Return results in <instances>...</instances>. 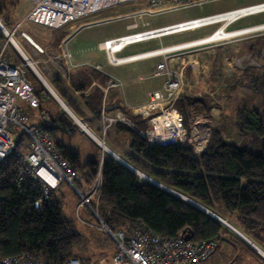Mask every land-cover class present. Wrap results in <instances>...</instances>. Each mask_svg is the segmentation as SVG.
I'll list each match as a JSON object with an SVG mask.
<instances>
[{"label": "trees", "instance_id": "trees-1", "mask_svg": "<svg viewBox=\"0 0 264 264\" xmlns=\"http://www.w3.org/2000/svg\"><path fill=\"white\" fill-rule=\"evenodd\" d=\"M5 3L6 0H0V21L10 30L15 22L2 15ZM256 31L261 30L255 24L244 28V34ZM4 39L0 31V41ZM68 79L74 90L82 92L94 80L104 84L107 77L85 67L71 72ZM58 83L53 80L51 84L79 117L76 106L67 100ZM81 99L96 117L100 118L102 107L108 108L106 99L102 106V91L97 87L82 94ZM173 107L181 114L186 129L191 120L206 119L204 111L208 106L203 96H179ZM40 117L46 121L45 113H40ZM143 118L131 117L136 127L145 129L148 118ZM235 118L238 131L247 136L245 143L237 145L225 140L222 130L209 120L208 138L199 153L185 145H149L137 130L122 123H116L113 129L129 138L133 153L127 157V162L211 212L227 216L242 233L264 246V111L240 108ZM42 120L35 124L36 127L53 138L55 128ZM56 120L58 125L67 126L65 118L56 117ZM255 132L262 135L259 153H253L248 147V143L258 140ZM27 140L21 132L14 151L0 161V259L28 253L46 263L60 264L69 257H77L80 264H92L90 258L81 253L90 239L78 227V222L85 225L90 222L85 217L66 215L68 203L66 195L60 192L62 182L43 195L37 180L26 177L19 181L18 172L22 166L19 154L26 150ZM55 145L69 166L79 171L73 186L67 183L76 198L74 208L80 201L77 191H89L99 171L96 212L110 232L121 231L127 238L138 227H144L162 238L182 232L191 242L216 240L225 232L224 225L216 218L140 179L108 154L102 157L101 163L97 159L80 166L76 153ZM36 199L42 200L39 208L33 207ZM91 200L95 207V196ZM84 211L92 214L87 208ZM97 224L100 228L98 221ZM115 249L116 244L113 253ZM111 256L101 264H109Z\"/></svg>", "mask_w": 264, "mask_h": 264}, {"label": "built area", "instance_id": "built-area-1", "mask_svg": "<svg viewBox=\"0 0 264 264\" xmlns=\"http://www.w3.org/2000/svg\"><path fill=\"white\" fill-rule=\"evenodd\" d=\"M30 1L32 7L25 14L24 19L51 29L61 28L70 22L92 16L104 9L116 8L119 5H142V7L131 10L127 14L115 17L111 16L114 19L124 17L130 19L131 22L126 25V30L130 31L104 38L100 43V49L104 51L106 61L111 66H119L136 60L156 58L154 68L149 76L164 78L163 85L160 89L152 90L148 94L146 101L136 107L140 115L148 118L149 124L147 129L137 132L149 145L156 144L162 146H184L189 138V132L183 126L181 114L173 107L177 90L182 84V78L179 72L177 73L169 68L168 60L172 56L190 53L200 48L211 47L233 38L244 36V34H239L240 28L229 29V26L242 17L264 12V7L255 11L246 10L251 6L258 7L264 5V2H262L251 6L172 21L166 24H155L154 16L157 17L171 11H180L200 6L211 0ZM236 12L241 14L229 19L228 22L224 21V17L227 14L231 13V16ZM137 20H139V23ZM210 26H214L210 32L195 39L160 44L158 47L139 51L145 53L134 52L119 55L130 44L143 43L160 37ZM219 29L220 31L224 29L227 32H232V34L224 36L226 33L224 31L222 35L219 34V36L214 37ZM16 30L14 28L10 32L11 35ZM20 34L35 49L40 52L42 51L36 43L28 39L25 32H20ZM126 37H129V39L115 48V43L123 41ZM165 48H169L170 51L162 52ZM63 62L64 64H69V66L71 65L68 52L64 55ZM115 80L109 79L106 88L118 86L119 82ZM18 99L27 102L32 107H38L40 104V98L35 93L30 81L24 77L22 69L17 65L5 61L0 55V161L14 151L22 132L28 140L26 150L19 154L22 160V166L18 172L19 181H23L26 177L37 180L43 195L49 189L58 186L61 182H66L73 186V180L78 178L79 171L71 168L68 162L60 156L53 138L39 130L35 124L27 123L28 117L20 110ZM100 114V118L103 120L104 131L105 125L112 123L115 118L104 110H101ZM15 134L17 135V139ZM99 189L100 175L98 171L89 191L84 193L77 191L80 201L77 204L76 210L80 207L87 208L97 221H100V229L111 235L116 244V249L109 260V264H200L201 261L208 258L214 251L216 240L191 242L188 238H185L182 232L169 238H162L144 227H138L127 238L121 231L110 232L102 221L99 220L96 212V197ZM93 196H95V207L91 205ZM41 202V199H36L33 202V207L39 208ZM0 264L52 263L37 260L28 253H21L17 256L0 259ZM60 264H80V261L77 257H69Z\"/></svg>", "mask_w": 264, "mask_h": 264}, {"label": "crops", "instance_id": "crops-1", "mask_svg": "<svg viewBox=\"0 0 264 264\" xmlns=\"http://www.w3.org/2000/svg\"><path fill=\"white\" fill-rule=\"evenodd\" d=\"M216 1H223V0H211L201 4L200 6L209 2H216ZM232 2L234 3L233 8H228L221 11L255 5L264 2V0H232ZM13 3L14 5L10 7L9 0H6L5 3L6 7L2 9V15L6 16L9 19H10V17L8 16L9 12H11L12 9L16 8L14 7L15 4L20 3V1L18 2L15 0ZM28 11L29 10L25 11L23 17ZM260 13L261 14L259 13L253 14L254 16L250 18L242 17L237 21H235L233 24H231L229 28L230 27L241 28L245 24H255L258 22L262 23L264 22V12H260ZM257 19L259 21H256ZM86 23H87L86 21H82V20L77 22H72L70 24H67V27L65 28L62 27L63 28L62 30L64 32L63 34L62 32H58V37L60 38V40L58 44L56 43L57 45L54 48L59 52L60 55L64 56V52L62 51L61 44L65 42L67 44V46L65 47V54L66 52L69 53L71 65L69 66V64H64L63 62L62 70L60 72L59 71L55 72V75L50 76V82L52 83L53 80H58L59 82L58 85H60V88L64 90L65 96L68 98L67 100L73 103L76 106L77 110L79 111L80 113L79 117L71 111V109L62 99H60V97L56 92L54 93L64 103V105L68 108L70 113L81 124L85 126L87 131L84 130L82 127H80L77 124V122L74 120V118L70 114H68L67 111H65L62 108V106H60L59 102L54 98V96L51 95L52 96L51 97L46 92L40 91L41 88L37 89L36 87V91H38L39 94V95L37 94L38 97H40V94L42 92L44 93V97L42 101L40 100V104L38 107H32L27 102L18 99L20 110L28 117L27 123L37 124L40 120H42L40 117V111H43L46 114L45 117L46 121L44 120L42 121H44L45 123L52 124V126L55 128L54 136H53L55 143L64 146L66 149H68L73 153H76L78 155V164L80 166H83L88 161H94L99 158V152H97V148H95L97 147L98 144L91 137V135L98 138L101 132L104 134L106 130H109L110 132H107L105 137L109 133H112L114 137L116 136L121 137L125 140V142L128 143L130 149L129 138L123 133H117L113 129V127L116 123H122L130 126L131 128L137 131L147 129L149 126L148 121H147V128L145 129L138 128L133 123L131 117H139L141 119H145L143 118L145 116L140 115L136 107L146 101L148 94L152 90L162 88L163 79H164L162 77L149 76V74L152 72L154 68V64L156 62L155 59L136 60L122 64L120 66H109L106 64L105 56L103 54H99L101 53L99 51H98L99 53L84 54V49H82L84 44L77 47L75 39L77 38V35L80 31L88 27ZM207 31L208 28L204 27L201 28V30L189 31L186 33H180L178 35L182 36L181 38L186 40V38L189 37L195 38L204 35L206 34ZM239 34H241L240 31ZM174 36L177 35L174 34ZM72 39L74 41L72 42V44H74L75 47H71L69 45ZM101 42L102 41L97 42L98 49H100L99 47ZM118 42H122V41H118ZM118 42L115 43L116 47L118 46ZM244 43L246 42L240 41L237 44L232 43L229 45L216 44L208 48L200 49L195 53L172 56L168 60L169 68L179 72L180 75L182 76V82H184L177 90L176 99L179 96L203 95L206 96L210 101L209 103L210 105L208 106L209 112L207 111L206 119L201 120L200 122H196V124L198 123L197 131H200L201 133L205 132L209 120L214 122V124L218 123L219 127L220 128L222 127L223 131L225 130L238 131L239 127L236 124V118L233 119L234 117H232V120H229L228 116L227 117L224 116V112L221 111L220 107L217 106L219 105V102L217 101L218 100L217 97H219L217 91L218 88H221V90H223L224 92H227L229 90V87L232 86L234 82V77L236 75V72H238L235 68L240 67L241 63L243 64V61L250 59V62H248V64L246 65L247 66L254 65L252 64L254 58L253 51L255 50L256 47L260 49L261 45L260 46L257 45L256 47L255 46L250 47L249 45L251 42L248 44V46H246V44ZM158 44H168V43H166V41L165 42L160 41V43ZM19 45L26 52L30 60L35 59V56H33L35 52H33V49L27 42L23 40L21 41V43H19ZM72 48L73 51H71ZM245 48H247L246 53L244 54L237 53V51H239L240 49H245ZM138 51H142V50H137L136 52ZM141 53H145V52H141ZM29 54H32L31 56L32 59L29 56ZM97 66L100 67V70L98 68L95 70L103 73L107 77V80L104 84H100L94 80L89 85V87H87L86 90L82 92H78L74 90L73 87L69 84L70 82L68 79V75L71 72L73 73L74 71L85 67L94 69ZM65 74H67V77L65 76ZM109 79H116L115 81L116 82L118 81L119 85L116 87L108 88L106 90L104 87ZM50 85L49 86L51 87V89L54 88L52 87V84ZM94 87H97L102 91V102L105 99L108 102L107 105L108 108L107 109H105V107L102 108H104L105 111L110 116L115 118V120L112 123L105 125L106 128L104 131H103V120H101V118L99 117H96V115H94L90 110H88L81 99L82 94L84 95L86 92H88ZM103 105L104 102L102 103V106ZM56 117L65 118L67 122V126L62 127L58 125ZM231 121L233 122L232 124L230 123ZM237 133L239 135L240 132L238 131ZM241 134L243 136V133ZM110 139L113 140L112 138ZM224 139L233 142L237 145H240L242 144V142L246 141V139H244V141H239L241 138L234 140L233 137L229 139L228 137L225 136ZM105 140L106 138L104 139V143L106 144ZM111 144H113V142ZM196 145L194 147V151L196 153L201 152L205 147L204 144L203 149L202 148L198 149V146ZM106 146L114 154H116L117 156H121L125 160L129 155H132L133 153V151L130 149L131 152L129 154H124L125 155L124 157L120 155L114 148L110 147L107 144ZM61 185H65L66 187L63 188L61 186L60 192L66 195L67 203H68L67 209H70L71 211L76 203V202L74 203V199H73L74 195H71V191L66 182H62ZM215 215L221 218L222 220H224L231 227L235 228L241 235H243L247 240H249L252 244H254L255 247H253L248 241L242 238L238 233L234 232L232 229H230L229 227L223 224L225 227V232L222 233L216 239V247L212 252V254L205 260L201 261L200 264H264V246L256 242L252 237H248L244 235L236 227L234 222L227 218V216L224 215L219 216L218 214Z\"/></svg>", "mask_w": 264, "mask_h": 264}, {"label": "rangeland", "instance_id": "rangeland-1", "mask_svg": "<svg viewBox=\"0 0 264 264\" xmlns=\"http://www.w3.org/2000/svg\"><path fill=\"white\" fill-rule=\"evenodd\" d=\"M14 1L15 0H9V2H10L9 6L10 7L14 5V3H13ZM16 1H18V2L20 1V3L15 4L14 7H16V8L12 9V11L9 12V14H8V16L11 19V22L14 23L16 21L15 22L16 24H14L13 28L12 29L10 28V30L8 28H5V27H4V29L6 32L10 33L14 29V27L18 28L12 34L13 40L17 43V45L20 47L22 52L25 54V56L31 62L30 65L33 66V69L37 71V73L44 79V81L48 85H50L51 84L50 76H53V75H55V72H58V71L60 72L62 70V63L64 60V56L60 55L59 52L54 47H56V45L59 43V40H60V38L58 37V32H62V34H63L64 32L62 29L67 27V24L65 26H63V28L61 27V28L52 30V29L46 28L44 26L31 23V22L25 20L23 17V14L25 13V11L29 10L32 7L31 1L30 0H16ZM233 6H234V3L232 2V0L209 2V3H206L202 6H198L199 8L197 6H195V7H191V8L180 10V11H171L168 13H164V14H161L157 17L154 16V23L155 24H161V23L166 24V23H170L172 21L187 19V18L196 17V16L207 15V14H210L213 12L215 13L217 11L220 12L221 10H224V9L233 8ZM140 7H142V5L123 4V5L117 6L116 8H109V9L101 10V11L93 14L92 16H87L83 19L74 21V22L81 21V20L86 21L87 22L86 24L88 25L87 28H84L82 31H80L78 33L77 38L75 39L76 40V46L79 47L80 45L84 44L82 47V49H84V54H89V53L93 54V53L101 52L99 54H103L105 56L104 51L102 49H98L97 42L102 41L104 38L110 37L112 35H119V34H123V33L130 31V30H126L127 29L126 25L131 22L130 19H127L126 17L114 19V18H111V16L115 17L117 15L127 14L129 11L135 10L137 8H140ZM259 14H261V13H259ZM253 16L254 15H251L249 17L246 16V17L250 18ZM137 21L139 23V20H137ZM256 21H259V20L257 19ZM0 23L2 24L1 21H0ZM70 23H72V22H70ZM70 23H68V24H70ZM248 25H250V24H245L244 26H242V28L239 29L241 34L244 33L243 28L247 27ZM255 26H256V28H258L259 30L262 31V29L264 27V23H262V24L259 22L255 23ZM207 28H208V31L206 33L210 32L214 28V26L213 27L210 26ZM229 29H235V28L230 27ZM195 30H201V28H199V29L197 28ZM195 30H192V31H195ZM222 31H224V29ZM261 31L252 32L248 36L236 37V38H233L229 41H225V42L223 41L224 43H222V45H229L232 43L237 44L240 41H242V42H246V43H244V44H246V46H248V44L251 42L249 45L250 47H252V46L256 47L257 45H259V46L261 45L260 49L258 47H256L255 50L253 51V55H254L253 57L254 58H253V62H252V60H251V62L254 65H252V66L246 65V64H248V62H250V59L243 61V64L241 63L240 67L235 68L238 72L235 71L236 75L234 77V82H233L232 86L229 87V90L227 92H224L223 90H221V88H218L217 94L219 95V97H217L218 98L217 101L219 102V105H217V106L220 107V110L224 112V116H226V117L228 116L229 120H232V117H234L233 119H235L236 113L238 110H240V108L256 109V110L264 111V98H263V96H264V31H262V32ZM20 32H25L27 34L29 40L36 43L42 49V51L40 52L37 49H35V47H33L32 44L29 43V41L27 39H25L23 36H21ZM186 32H189V31H186ZM186 32H182V33H186ZM225 32L228 34L227 36H229L232 33V32H227L226 30H225ZM218 33L219 32H217V34ZM2 34H4V33L2 32ZM178 34H180V33H178ZM178 34H175L177 36H174V34H173V35H169V36H164L160 39L150 40V41H147L148 43L143 42V43L130 44L126 48H124V50L119 55H124V54H128V53H133V52L139 53V51L138 52H136V51L137 50H143V49L147 50V49H152V48L158 47L160 45V44H158V43H160V41H162V42L166 41V43H170V42L174 43V42H179V41L181 42V41L185 40V39H182L181 38L182 36H180ZM201 36H199V37H201ZM189 38L195 39L198 37H195V38L189 37ZM189 38H186V40H188ZM20 40L21 41L24 40L25 42H27L31 46V48L33 49V52H35V54H33V56H35V59H32V57H31L32 54H29V56L31 57L32 60L29 59L26 52L19 45V43H21ZM156 41H159V42H156ZM0 42H1L0 55L2 56V58H4L5 61H7L11 64L19 66L23 71L24 77L28 81H30V83L32 84V86L35 90H36V87H37V89L41 88L40 91L46 92L48 95L51 96L52 94L50 93V91L46 89V87L44 86L42 81H40L38 79V77L35 75L32 67L30 68L27 65V63L23 60V58L21 57V55L19 54L17 49L14 47V45L11 44V42L6 38V36H5V39L3 41H0ZM72 42H74L73 39L70 41L69 45L71 47H75L74 44H72ZM62 46H64V47H62ZM66 46H67V44L65 42H63L61 44V48H62V51L64 52V55H65V47ZM208 47L209 46H207L205 48H208ZM200 49H204V48H200ZM71 51H73V48ZM197 51L198 50L190 52V53H195ZM246 51H247V48L240 49L239 51H237V53L238 54H244V53H246ZM185 54H189V53H185ZM182 55H184V54H182ZM153 59L156 60V58H153ZM105 61H106V58H105ZM106 64L109 65L107 63V61H106ZM109 66H111V65H109ZM97 68L100 70V67H98V66L94 69H97ZM65 76L67 77V74H65ZM181 78H182V76H181ZM183 83L184 82H182V84ZM106 86H107V84L105 85L104 88H106ZM52 89H54V88H52ZM43 92L40 94V97H39L41 101L44 97ZM54 92H56V91H54ZM199 96H203V95H199ZM199 96H193V97H199ZM205 97L206 96H203V100H205L207 106H209L210 101L208 100L207 97L206 98ZM101 110L105 111V109H103V108ZM207 111L209 112V108L207 109ZM207 111H204V114H207ZM42 112L43 111H40V113H42ZM193 121L194 120H191V122L188 126L189 128L187 129L189 132V138H188V141L185 144V146H190L191 149L194 151V147L196 144H197L196 146H198V149L199 148L203 149V145L206 144V141L208 138L209 126L207 123L206 131L201 133L200 131H197V129H198L197 124L198 123L196 124V121L195 122H193ZM230 123L232 124L233 122L231 121ZM212 124H214V122ZM214 126H217L218 128H220L218 123L214 124ZM220 129L222 130V127ZM226 131L227 130H225V131L222 130L223 136L228 137L229 139H231V137H233L234 140L239 139V138H241L239 141H244V139L247 140V136H244V135L242 136L241 133H239V135H238L237 130H235V131L229 130V131H227V134H226ZM107 132H110V131L106 130V132L104 134L102 132L99 134L100 136L97 139L101 142V144L103 142V145H105V146H106V144L109 145L110 147L114 148L120 155H122L124 157H125L124 154H129L131 152L129 149L128 143L125 142V140L123 138L117 137V136L114 137L112 133H109L105 137ZM254 134L255 135L257 134L258 140L254 141L252 144L248 143V147H249V150L252 151L253 153H259L261 151L260 145H261V141H262L261 140L262 135L259 133H256V132ZM105 138H106V140H105L106 144L104 143ZM110 138H112L113 140H111ZM204 140H205V142H204ZM112 142H113V144H111ZM242 143H245V141ZM95 148H97V152H99L98 160H99V162H101L102 157L104 155H106L107 153L105 151H103L99 145H97V147H95ZM119 157H121V156H119ZM83 159H85V158H83ZM142 173L145 174L146 176L150 177L148 174H146L144 172H142ZM139 178L142 179L141 177H139ZM150 178H152V177H150ZM61 186L63 188H66L65 185H61ZM71 195H73V194L71 193ZM73 199H74V203H75L76 198L74 197ZM84 210H85V208L81 207L77 211L76 208H74V206H73V209L71 211H70V209L66 208L65 212H66V215L69 217L70 216L71 217H77V215H78V217L87 218V220L90 222L89 225H85L83 223L78 222L79 229L85 234V236L87 238L89 237V239H90L88 241V243L86 244V248L81 250V253H83V255L85 257L90 258V260L92 261V264H101L102 262L105 263L107 258H109V256H111V253L113 252V246L115 245V243H114L112 237L108 233L101 231V229L98 227L96 218L92 214L87 215Z\"/></svg>", "mask_w": 264, "mask_h": 264}, {"label": "water", "instance_id": "water-1", "mask_svg": "<svg viewBox=\"0 0 264 264\" xmlns=\"http://www.w3.org/2000/svg\"><path fill=\"white\" fill-rule=\"evenodd\" d=\"M0 30L4 33V35L6 36V38L11 42L12 45H14V47L17 49V51L19 52V54L21 55V57L23 58V60L27 63V65L32 69L33 66L30 65V61L28 60V58L25 56V54L20 50V48L18 47V45L15 43V41L12 38L11 33L6 32L4 29V26L0 23ZM34 70V69H33ZM35 75L38 77V79L40 81H42V83L44 84V86L46 87L47 90L50 91V93L54 96V98L59 102L60 106H62V108L67 111L68 114H70L74 120L77 122V124L82 127L84 130L87 131V129L84 127L83 124H81L68 110V108L64 105V103L59 99V97L54 93V91L51 89V87L44 81V79L37 73L36 70H34ZM89 133V132H88ZM91 135V134H90ZM91 137L96 141V143L102 148L103 151H105L109 156H111L112 158H114L115 160H117L120 164L124 165L125 167H127L128 169H130L131 171H133L138 177H140L139 173L141 171H139L137 168H135L133 165H131L130 163H128L125 159H123L122 157L117 156L116 154H114L110 149H108L105 145H103V142L101 144V142L94 137L93 135H91ZM101 163V162H100ZM139 172V173H138ZM142 179L148 181L149 183L153 184L154 186L170 193L173 194L174 196L186 201L188 204L193 205L201 210H203L204 212L208 213L209 215H211L212 217L216 218L218 221H220L222 224L226 225L227 227H229L230 229H232L234 232L238 233L242 238H244L246 241H248L253 247H255L254 244H252L249 240H247L243 235H241L235 228L231 227L230 225H228L224 220H222L221 218L217 217L213 212H211L210 210H208L206 207H204L203 205H201L200 203H198L197 201L189 198L188 196H185L177 191H175L174 189L163 185L161 183H159L158 181H156L155 179H152L150 177H143ZM100 220V219H99ZM100 222V221H99ZM185 238H188L187 236H185Z\"/></svg>", "mask_w": 264, "mask_h": 264}, {"label": "bare ground", "instance_id": "bare-ground-1", "mask_svg": "<svg viewBox=\"0 0 264 264\" xmlns=\"http://www.w3.org/2000/svg\"><path fill=\"white\" fill-rule=\"evenodd\" d=\"M264 7V5H262V6H251V7H249V8H247L246 10H258L259 8H263ZM231 14V13H230ZM230 14H227L225 17H224V21L225 22H227L229 19H231V18H233V17H235V16H237V15H240L241 13H238V12H236V13H234V15H231L230 16ZM221 18V17H220ZM223 19V18H222ZM250 25H252V24H250ZM14 28H16L17 29V27H14ZM225 31V30H224ZM224 31H220V29L218 30V34L216 33L215 35H214V37H217V36H219V34L220 35H222V33L224 32ZM182 33V32H181ZM178 34V33H177ZM244 34V33H243ZM249 34H251V33H245L244 34V36H248ZM228 34H226L225 33V35L224 36H227ZM28 37V36H27ZM160 38H162V37H160ZM160 38H157V39H160ZM209 38H211V37H209ZM209 38H207V39H209ZM29 39V38H28ZM129 39V37H126V38H124V41H122V42H118V46H120L122 43H124V42H126L127 40ZM19 47V46H18ZM115 48H117V47H115ZM116 50V49H115ZM168 51H170V49L169 48H165L164 49V51H162V52H168ZM139 53H141V52H139ZM119 57H121V56H119ZM85 127V126H84ZM15 136H16V134H15ZM139 173V172H138ZM139 175H140V177L141 178H143V177H147L145 174H143L142 172H140L139 173Z\"/></svg>", "mask_w": 264, "mask_h": 264}]
</instances>
